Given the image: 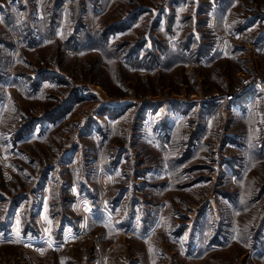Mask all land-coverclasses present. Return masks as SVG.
I'll return each mask as SVG.
<instances>
[{
  "label": "rangeland",
  "instance_id": "obj_1",
  "mask_svg": "<svg viewBox=\"0 0 264 264\" xmlns=\"http://www.w3.org/2000/svg\"><path fill=\"white\" fill-rule=\"evenodd\" d=\"M264 0H0V264H264Z\"/></svg>",
  "mask_w": 264,
  "mask_h": 264
},
{
  "label": "built area",
  "instance_id": "obj_2",
  "mask_svg": "<svg viewBox=\"0 0 264 264\" xmlns=\"http://www.w3.org/2000/svg\"><path fill=\"white\" fill-rule=\"evenodd\" d=\"M245 82L237 88L236 92L228 93V95L222 97H217L218 102H226L231 103L235 101L238 96H243L244 94L248 93L249 91L253 90H260L261 88L264 89V76H252L244 80Z\"/></svg>",
  "mask_w": 264,
  "mask_h": 264
}]
</instances>
